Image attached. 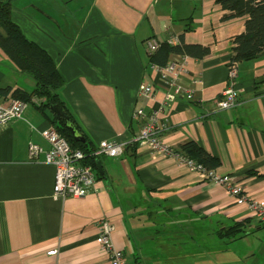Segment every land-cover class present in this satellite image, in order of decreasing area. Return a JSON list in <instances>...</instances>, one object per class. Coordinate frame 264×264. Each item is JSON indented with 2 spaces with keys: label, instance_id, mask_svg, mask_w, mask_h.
Segmentation results:
<instances>
[{
  "label": "crops",
  "instance_id": "crops-1",
  "mask_svg": "<svg viewBox=\"0 0 264 264\" xmlns=\"http://www.w3.org/2000/svg\"><path fill=\"white\" fill-rule=\"evenodd\" d=\"M227 13L216 0H13V20L54 59L65 82L61 96L93 145L120 141L127 148L99 158L96 191L60 199L54 196L55 167L44 153L29 156L31 142L48 149L41 131L54 126L52 112L32 101L21 119L0 128V264H110L96 241L106 219L126 264H193L195 231L212 228L214 235L242 221L249 222V233L237 238L245 243L238 264H264V220L176 156L130 146L140 128L135 109L150 112L165 100L148 40L175 45L183 36L186 43L209 46L203 58L171 56L188 57L181 79L193 99L165 106L161 138L175 152L196 141L220 160L218 174L231 176L248 200L264 205V50L239 63V104L214 109L228 84L232 40L248 18L225 20ZM142 84L154 95H141ZM34 86L0 47V89ZM54 248L57 253L48 254Z\"/></svg>",
  "mask_w": 264,
  "mask_h": 264
},
{
  "label": "built area",
  "instance_id": "built-area-1",
  "mask_svg": "<svg viewBox=\"0 0 264 264\" xmlns=\"http://www.w3.org/2000/svg\"><path fill=\"white\" fill-rule=\"evenodd\" d=\"M147 44L150 53L159 47V41L156 39H149ZM187 58V56H183L181 59H171L165 66L153 64L158 73L160 84L166 91L165 100L161 106L153 108L150 112H146L143 108L135 109L134 117L140 121V128L133 141L148 147L153 153L176 156L192 171L199 173L203 179L223 184L235 198L236 204L246 205L264 220V205L248 200L241 187L233 183L231 176L218 174L216 169H206L186 155L175 152L161 138V133L165 128L161 121V113L165 106L178 98L193 99L192 91L183 85L181 79L187 69ZM238 72L239 62L230 60L228 63V84L222 96L214 101L215 110L229 109L239 104L241 90L237 85ZM140 94L151 97L154 95V89L149 84H142ZM33 101L40 103L37 98H33ZM28 104L29 102L15 98L13 93L0 94V128L13 120L21 119ZM41 134L49 143L48 149L44 150L41 145L31 142L29 156L31 159H37L41 153H44L46 163L55 167L54 196L60 199L70 196L82 197L96 191V171L91 164L83 162L85 154L79 149L72 148L53 125L41 131ZM126 148L127 143L103 140L95 145L92 154L95 157L104 155L117 157L122 155ZM114 228L108 219L102 220L96 241L102 249L109 253L110 264H126L125 253L114 244L112 237ZM56 253V248L48 251V254L51 255Z\"/></svg>",
  "mask_w": 264,
  "mask_h": 264
},
{
  "label": "trees",
  "instance_id": "trees-1",
  "mask_svg": "<svg viewBox=\"0 0 264 264\" xmlns=\"http://www.w3.org/2000/svg\"><path fill=\"white\" fill-rule=\"evenodd\" d=\"M221 7L228 11L223 19L248 16L245 21V31L235 35L232 40L234 55L231 60L244 62L257 57L264 50V0H216ZM13 0H0V47L16 65L17 69L35 81L31 91L14 90L13 96L26 102H32L33 98L40 100L38 107L45 112L50 110L53 115V124L57 131L68 141L74 149H79L85 154L83 162L91 164L96 168L100 157H95L92 152L95 146L87 133L82 128L77 118L65 104L61 96V89L65 82L61 76L52 56L38 43L29 39L22 28L13 20ZM211 48L202 44L186 43L183 36H180L178 44L168 41L159 42V47L150 53V61L154 65L165 66L173 54H182L195 58H203L210 54ZM11 88L0 89L7 94ZM54 105H60L64 113L69 116L84 138V141L76 139L71 130L59 120L51 110ZM139 143L132 141L130 146L136 147ZM179 152L203 165L206 169H217L220 160L206 151L196 141H188L181 145ZM98 176V173L96 172ZM250 175H261L256 171L247 173ZM248 221L236 222L228 227H221L216 230L219 238L235 240L249 233Z\"/></svg>",
  "mask_w": 264,
  "mask_h": 264
},
{
  "label": "rangeland",
  "instance_id": "rangeland-1",
  "mask_svg": "<svg viewBox=\"0 0 264 264\" xmlns=\"http://www.w3.org/2000/svg\"><path fill=\"white\" fill-rule=\"evenodd\" d=\"M62 4L64 5V3ZM39 13L41 14V12ZM43 16L45 20L55 24L58 28L60 27L57 19L55 20L54 17ZM198 228L199 227L195 224V230ZM213 232L214 230H212V228H206V230L203 231V234L195 231L197 234L195 236L196 242L194 245L197 244L196 246L198 247L193 249V256L190 259L188 258V261L193 264H238L236 260L238 257L237 255L244 253L245 243L240 239L230 240L223 238L222 244L219 242L217 234L213 235ZM206 240H208V242L205 243L203 247H200V245H202ZM177 262L180 263V259ZM243 264H252V262L248 260Z\"/></svg>",
  "mask_w": 264,
  "mask_h": 264
},
{
  "label": "water",
  "instance_id": "water-1",
  "mask_svg": "<svg viewBox=\"0 0 264 264\" xmlns=\"http://www.w3.org/2000/svg\"><path fill=\"white\" fill-rule=\"evenodd\" d=\"M38 10L43 15L51 17L47 13H44L41 9H38ZM51 110L56 114V116L58 117L59 120H61V119L64 120V124L71 130L72 134L74 135V137L76 139H80V140L84 141V138L81 136V134L79 133V131L77 130V128L73 124L71 118L64 113V111L60 105L52 106ZM97 168L99 169V172H102V170L100 168L99 161H97Z\"/></svg>",
  "mask_w": 264,
  "mask_h": 264
}]
</instances>
